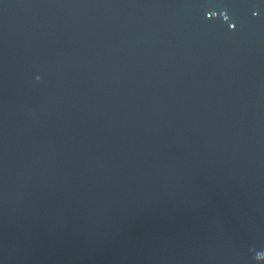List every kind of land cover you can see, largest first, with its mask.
Instances as JSON below:
<instances>
[{
	"label": "water",
	"instance_id": "water-1",
	"mask_svg": "<svg viewBox=\"0 0 264 264\" xmlns=\"http://www.w3.org/2000/svg\"><path fill=\"white\" fill-rule=\"evenodd\" d=\"M0 264H264V0H0Z\"/></svg>",
	"mask_w": 264,
	"mask_h": 264
},
{
	"label": "clouds",
	"instance_id": "clouds-1",
	"mask_svg": "<svg viewBox=\"0 0 264 264\" xmlns=\"http://www.w3.org/2000/svg\"><path fill=\"white\" fill-rule=\"evenodd\" d=\"M37 79H39V78H37Z\"/></svg>",
	"mask_w": 264,
	"mask_h": 264
}]
</instances>
